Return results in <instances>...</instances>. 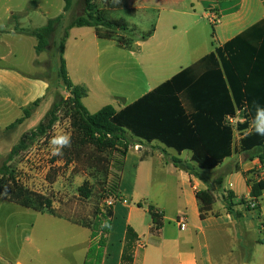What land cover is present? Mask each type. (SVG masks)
<instances>
[{
    "label": "crops",
    "instance_id": "1",
    "mask_svg": "<svg viewBox=\"0 0 264 264\" xmlns=\"http://www.w3.org/2000/svg\"><path fill=\"white\" fill-rule=\"evenodd\" d=\"M35 1L24 0L22 5L12 1L13 5H9L10 0H0V156L8 150L7 141L1 133L23 116L24 109L38 100L42 101L40 106L46 103L49 109L46 98L50 84L47 78L41 73L21 71L18 66L9 64L12 57L17 58L19 50L14 49V43L29 41L34 53L30 65L37 68L36 38L17 30L42 28L34 23L40 19L37 15L40 14L43 0L31 6ZM128 1L130 6L137 2L136 8H133L136 14L139 11L156 12L151 35L136 42V51L126 50L116 41L98 38L91 27H75L68 32L64 47L66 68L72 83L87 89L88 94L82 102L90 114L108 105L120 112L190 67L197 74L192 84L198 86V100L201 103L197 109H202V95L212 93L211 86L217 82L223 83V77L219 78L217 73L222 70L217 49L224 48L264 22V0ZM22 16L26 18L27 25L21 20ZM257 46L259 51L264 48V36ZM184 77L185 81L190 78ZM219 91L222 93L223 88ZM214 103V99H210V109H215L217 104L214 106ZM195 106L193 103L188 108L183 104L180 108L186 109L184 117L195 114ZM10 114L14 115L13 121L9 120ZM244 122L241 110H236L235 117L225 118V123L234 130V147L251 131L250 128L246 131L237 129V125ZM129 136L133 143L124 160L120 191L126 164L131 157L134 158L135 171L140 172L146 169L147 156L158 153L162 158V167L173 173V180L168 181V185L177 189L176 197L168 203H157L152 207L160 213L162 226L152 233L150 225V239L146 242L132 225V208L122 206L120 209V204L115 205L112 227L107 235L94 233L70 219L21 207L23 214L29 217L46 215L67 223L75 230L68 247L53 251L51 258H56L52 259V264H122L129 227L138 236L133 264H264V193L258 202H254L248 184V180L264 179V162L258 157L262 151L234 152L215 169L203 171L192 162V152L189 150L178 153L159 140L148 142L131 133ZM173 158L182 160L202 177L208 175L210 178L205 182L192 171L176 167L171 161ZM213 175L220 176L212 178ZM208 189L214 193L216 203L213 215L202 220L196 195ZM219 192L233 195L235 214H229L225 203L217 200ZM241 201L254 203L256 208L245 209ZM7 203L13 204L0 198L1 205ZM180 216L186 218L184 230H180L176 223ZM115 228L119 229L117 234H114ZM2 234L7 235L0 230V239ZM137 244L142 247L136 248ZM41 254L42 251L37 252L33 262H27L20 255L7 261H2L0 257V261L1 264H37L35 260Z\"/></svg>",
    "mask_w": 264,
    "mask_h": 264
},
{
    "label": "trees",
    "instance_id": "2",
    "mask_svg": "<svg viewBox=\"0 0 264 264\" xmlns=\"http://www.w3.org/2000/svg\"><path fill=\"white\" fill-rule=\"evenodd\" d=\"M96 1L84 0V15L72 20L60 45L59 76L69 97L53 104L38 126L23 134L18 143L13 146L0 166V198L25 209L39 213L47 212L52 216L62 218L54 209V201L50 197L30 191L17 183L11 163L36 141L50 139L53 128L60 121L59 113L63 111L69 119L72 137L71 147L64 149L65 164L71 163L73 157L76 160L84 158L89 164V175L103 187L108 184L106 181L112 176L111 167H108L105 156L120 152L123 158L120 168L122 172L124 160L132 145L129 133L148 142L159 140L167 147L176 149L178 153L184 150L191 151L192 162L203 171L215 169L234 152L243 154L260 150L262 152L258 157L262 163L264 162V137H259L250 131L240 140L238 146L234 147L233 127L225 123L226 117H235L236 110L243 111L246 102L250 108L254 100L264 104V95H262L264 92V48L259 51L257 46L261 37L264 36V22L244 36L228 43L224 48L217 49L216 54L222 65V70L217 73L219 78L223 77V83L217 82L216 85L211 86L212 93L202 95V109H197L201 100H198V86L192 84L196 73L193 67H190L120 112L108 105L97 113L90 114L82 102L88 94L87 89L84 86L73 84L66 68L64 47L69 30L75 27H91L98 38L116 41L126 50H134L138 40H145L151 35L149 33L136 40L128 38V25L121 20L107 19L105 14L98 9ZM64 2V13L55 19H49L44 27L35 30L17 29L22 34L36 38L35 51L38 55L47 50L57 25L74 3L73 0H64ZM105 3L114 10H122L126 7L128 0H105ZM250 34H253L252 37H247ZM184 76L190 78L185 81ZM220 88H223L222 93L219 91ZM210 99H214V106L217 104L215 109L209 108ZM40 103L41 100H38L24 109L23 116L6 129H15L18 125L24 124L34 115ZM182 103L188 108L194 103L197 112L184 117L186 109L180 108L183 106ZM243 113L245 122L237 125L239 131L248 130L251 121L250 114L244 111ZM171 161L176 167L190 170L202 179L200 174L194 172L182 160L173 158ZM53 180L48 178L51 183ZM248 184L251 187V199L258 202L264 193V179L248 180ZM117 189H119V184H113V187L106 190L102 209H98L90 220L81 222L70 220L94 233L109 234L110 230L101 229L100 223L103 219H109L112 225L115 202L118 200ZM79 192L86 198L93 195L88 184L82 186ZM196 198L199 203L200 218L204 220L213 215V207L216 203L214 193L208 189L197 193ZM233 199V195L229 193L226 203V210L229 214L236 213L234 210L236 204L233 203ZM246 203L244 202L245 205ZM139 208H142L141 204ZM148 213L153 223L151 232L155 233L162 226V217L152 207L149 208ZM137 240V234L129 227L124 243L122 264H133Z\"/></svg>",
    "mask_w": 264,
    "mask_h": 264
},
{
    "label": "rangeland",
    "instance_id": "3",
    "mask_svg": "<svg viewBox=\"0 0 264 264\" xmlns=\"http://www.w3.org/2000/svg\"><path fill=\"white\" fill-rule=\"evenodd\" d=\"M12 1H16V5L24 3V0H10L9 5H13ZM37 2L38 0L32 3L31 6L37 4ZM73 2L72 7L64 14L63 19L57 25L47 50L38 55L35 63L37 68L30 65L34 53L29 41H16L13 45L14 49L18 48L20 50V53L18 50L16 53L17 58L12 57L9 64L18 66L21 71L41 73L49 81L50 88L46 98L49 109L47 104L43 103L42 106H39V110L37 109L34 115L24 124L18 125L15 129H5L1 133L7 141L8 150L7 153L0 156V164L8 157L11 149L18 143L21 136L38 126L53 104L69 97V93L59 76L60 45L72 20L84 15V0H73ZM96 4L107 19L121 20L128 25V38L136 40L143 35H148L155 24L156 12L139 11L136 14V10L133 8H136L137 2L130 6L128 1L126 7L122 10L110 8L105 0H97ZM64 7V0H43L42 9L39 11L40 14L37 15L40 19L34 25L43 27L48 19H55L62 15ZM37 17L35 16V18ZM25 19L22 16L21 20H24L23 23L27 25ZM89 48H92V46L89 45ZM134 50L136 51L137 48ZM46 109H48L47 112H45ZM59 117L60 121L53 128L50 138L58 133L71 135L66 113L64 111L60 112ZM13 119L14 115L10 114L9 120L13 121ZM48 141L49 139L36 141L25 153L12 161L11 166L15 172L17 183L30 191L50 197L54 201V209L63 218L79 222L90 220L98 209H102L106 190L113 187V184H120V168L123 162L121 153L115 152L105 156L108 167H111L112 176L106 181L108 184L103 187L98 185L95 179L89 175L90 169L87 160L84 158L76 160L73 157L72 162L66 165V159H63L64 155L62 157L51 155ZM147 157L148 163L145 165L147 170L142 169L140 172H136L133 166V157L126 164L121 191L117 189L118 200L115 202L116 205L120 204V209H122V206L132 208V225L146 242L150 239L149 227L152 225V219L148 213L149 208L156 206L157 203H168L171 198L176 197L178 192L176 188L168 185V181L173 180V173L162 167V158L159 154ZM219 176L213 175L211 177L219 178ZM48 178L54 179L53 183L48 181ZM208 178H210L208 175L202 177L205 182ZM85 184H88L93 191V195L89 198L80 195L79 192V189ZM228 194L217 193V200L226 205ZM139 204L142 205L141 209ZM241 204L245 209L250 208L248 202L245 205L241 201ZM23 210V208L13 204H0V230L7 233V235L2 234L3 237L0 239V257H2V261L13 260L20 255L27 262H33L35 254L42 251V254L38 256V260H35L37 264H52L54 262L52 259L56 258V256L51 258L53 251L68 247L75 230L67 223L46 215L43 217H29L27 214H23ZM31 225L34 227H31ZM118 232L119 229L115 228L114 234Z\"/></svg>",
    "mask_w": 264,
    "mask_h": 264
},
{
    "label": "clouds",
    "instance_id": "4",
    "mask_svg": "<svg viewBox=\"0 0 264 264\" xmlns=\"http://www.w3.org/2000/svg\"><path fill=\"white\" fill-rule=\"evenodd\" d=\"M243 111L249 113L251 116V121L249 128L259 137H264V104H260L257 101H253L251 108L247 104L244 105ZM72 142L71 135L67 133H58L49 139L48 143L51 150L52 156L62 157L64 154L65 148H70ZM112 225L109 219H103L100 223V228L111 229Z\"/></svg>",
    "mask_w": 264,
    "mask_h": 264
},
{
    "label": "built area",
    "instance_id": "5",
    "mask_svg": "<svg viewBox=\"0 0 264 264\" xmlns=\"http://www.w3.org/2000/svg\"><path fill=\"white\" fill-rule=\"evenodd\" d=\"M232 120L229 119V123H231ZM256 208V204L252 203L250 204V209H255ZM176 223L178 225V227L180 228V230H184L185 228V223H186V218L183 216H180L177 218ZM142 247L141 245H136V248H140Z\"/></svg>",
    "mask_w": 264,
    "mask_h": 264
}]
</instances>
